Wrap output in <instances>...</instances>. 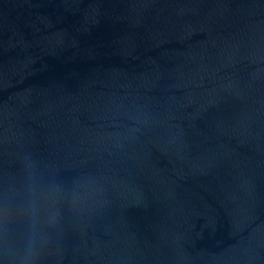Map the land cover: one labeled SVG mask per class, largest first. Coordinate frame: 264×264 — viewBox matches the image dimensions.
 I'll use <instances>...</instances> for the list:
<instances>
[{
	"label": "water",
	"instance_id": "95a60500",
	"mask_svg": "<svg viewBox=\"0 0 264 264\" xmlns=\"http://www.w3.org/2000/svg\"><path fill=\"white\" fill-rule=\"evenodd\" d=\"M0 264H264V0H0Z\"/></svg>",
	"mask_w": 264,
	"mask_h": 264
}]
</instances>
